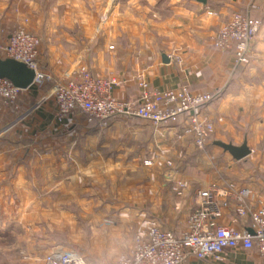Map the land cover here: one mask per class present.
Instances as JSON below:
<instances>
[{
	"label": "crops",
	"instance_id": "1",
	"mask_svg": "<svg viewBox=\"0 0 264 264\" xmlns=\"http://www.w3.org/2000/svg\"><path fill=\"white\" fill-rule=\"evenodd\" d=\"M58 1H70L72 5L69 7L81 10L80 0ZM142 1H145V7L140 5ZM255 1L258 9L254 15L264 23V0ZM119 2L117 11L119 6L122 7L121 22L100 39H95L92 27L87 26L84 30L88 32L82 39L89 40L86 45L78 36L81 45H75L77 39L66 33L58 39L60 41L54 37L42 39L39 55L42 70L59 79L73 59L80 56L85 58L83 62L93 76L115 80L118 83L115 97L126 102L139 99L141 80L159 92L188 87L194 93H217L216 100L202 110V115L215 124L207 152L196 151L192 138L185 134L184 117L155 128L144 120L125 117L115 118L104 125L88 123L87 117L78 113L64 126H59L54 121L56 104L48 84H33L23 90L18 98L17 111L0 101V125L3 124L0 134L14 127L25 137L35 134L58 136L76 124H84L92 131L94 128H109L106 140L113 141L118 153L114 158L118 167L145 170L149 166L144 162L152 160L153 164L157 163V157L165 163H173L181 174L171 172L172 180L161 175L151 177L152 184L164 186V189L154 190L151 198L160 202L154 206L149 223L138 222L135 231L138 233L146 232L152 225L180 237L186 230L188 215L196 208L197 193L212 185H221L222 188L225 181L249 188L255 195L256 205L264 206V27L256 37L250 65L237 64L233 52H220L213 45L215 33L234 11L247 9L249 0H206L205 4L197 0ZM17 5V0L0 1L1 57L7 41L1 34L3 30L8 32L17 19L14 13ZM152 9L163 12L165 19L159 18L162 15L156 12L152 13ZM74 23L75 20H66V26H74ZM78 23L80 26L81 22ZM89 25H93L91 20ZM121 137L120 141L115 140ZM216 141L235 146L247 142L252 153L237 161L216 147ZM178 182L186 185L182 194L174 190ZM226 202L228 204L223 205L216 224L232 225L237 230L249 229L248 219L232 223L236 218L233 201L228 199ZM108 226L111 233L121 231L122 239L106 240L108 250L103 254L105 257L99 255L92 264H112L113 257L129 252L133 245L134 237H125L129 235L126 226ZM187 264H264V257L256 249H237L227 250L222 262L190 257Z\"/></svg>",
	"mask_w": 264,
	"mask_h": 264
},
{
	"label": "rangeland",
	"instance_id": "2",
	"mask_svg": "<svg viewBox=\"0 0 264 264\" xmlns=\"http://www.w3.org/2000/svg\"><path fill=\"white\" fill-rule=\"evenodd\" d=\"M249 2L257 7L255 0ZM118 3L80 0L81 10H74L70 1L17 0V19L1 35L7 40L14 30L24 27L36 34L41 44L42 39L58 40L63 33L81 41L87 26L92 27L95 39H100L121 22ZM140 5L145 7V1ZM151 12L162 15L161 19L166 17L159 10ZM66 20L76 23L66 26ZM90 20L93 25H89ZM78 39L75 45H81ZM84 59L74 58L67 70ZM47 84L52 91V83ZM108 129L92 131L76 124L58 136L25 137L15 127L0 134V264H43L45 255L58 247L76 250L92 264L99 255L105 257L106 240L122 239L121 231L111 233L108 219L113 226L129 229L126 239L139 232L135 231L140 220L149 223L154 206L160 202L152 200V194L161 188L152 184L151 177L161 175L170 181L174 178L171 172L178 175L180 169L170 167L161 157L145 170L118 167L113 141L106 140ZM146 226L144 229L152 225ZM120 254L112 258V264Z\"/></svg>",
	"mask_w": 264,
	"mask_h": 264
},
{
	"label": "built area",
	"instance_id": "3",
	"mask_svg": "<svg viewBox=\"0 0 264 264\" xmlns=\"http://www.w3.org/2000/svg\"><path fill=\"white\" fill-rule=\"evenodd\" d=\"M257 7L250 3L245 11L236 10L213 36V45L220 52H233L237 64L250 65L256 37L264 27L263 21L252 17ZM41 39L24 27H18L2 47L3 58L25 64L35 71L34 83H52L51 96L56 104L54 121L64 125L78 113L87 117L88 123L104 125L119 117L140 119L155 128L184 117L185 134L192 138L195 149L206 153L215 131L212 120L202 115V110L218 97L217 93H194L188 87L159 92L141 80V95L136 101H121L115 97L118 83L110 78L95 77L83 61L77 62L64 75L55 79L40 66ZM23 90L7 79L0 78V101L18 110V98ZM152 166V160L144 162ZM173 167V163H168ZM185 184L178 182L174 190L179 194ZM221 198H224L222 200ZM233 201L236 218L250 221L249 229L237 230L232 225H217L226 200ZM224 201V202H223ZM113 224V221H107ZM252 250L264 257V206H257L255 195L247 187L225 181L212 185L196 195V208L188 215L186 230L177 237L172 231L152 226L134 236L129 252L118 256L114 264H187L190 257L198 260H225L227 250ZM43 264H89L76 250L58 247L45 255Z\"/></svg>",
	"mask_w": 264,
	"mask_h": 264
},
{
	"label": "water",
	"instance_id": "4",
	"mask_svg": "<svg viewBox=\"0 0 264 264\" xmlns=\"http://www.w3.org/2000/svg\"><path fill=\"white\" fill-rule=\"evenodd\" d=\"M197 1L204 4L206 3V0ZM164 61L168 62V59L164 57ZM0 78L9 80L15 87L21 90H27L34 83L35 71L21 62L9 58H2L0 56ZM214 145L221 148L226 153H229L232 158L237 161L246 159L252 153L248 148L247 142H244L241 146H235L231 143L216 141ZM249 232L254 234L251 229H249Z\"/></svg>",
	"mask_w": 264,
	"mask_h": 264
},
{
	"label": "trees",
	"instance_id": "5",
	"mask_svg": "<svg viewBox=\"0 0 264 264\" xmlns=\"http://www.w3.org/2000/svg\"><path fill=\"white\" fill-rule=\"evenodd\" d=\"M254 12H255V11H253V13H252V17L256 19L257 17L254 15Z\"/></svg>",
	"mask_w": 264,
	"mask_h": 264
}]
</instances>
